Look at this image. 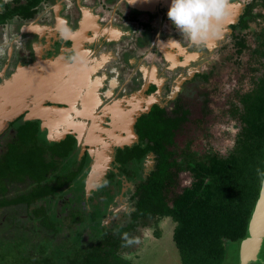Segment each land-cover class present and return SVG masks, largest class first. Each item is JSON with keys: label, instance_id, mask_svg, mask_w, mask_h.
Masks as SVG:
<instances>
[{"label": "flooded vegetation", "instance_id": "flooded-vegetation-1", "mask_svg": "<svg viewBox=\"0 0 264 264\" xmlns=\"http://www.w3.org/2000/svg\"><path fill=\"white\" fill-rule=\"evenodd\" d=\"M170 2L141 10L127 0H0V105L6 110L0 114V244L33 230L37 244L48 238L63 251L73 230L88 240L95 212L105 213L100 223L109 229L131 219L136 187L156 166L153 154L141 162L128 158L143 146L138 120L160 109L179 120L175 135L188 123L185 96L231 53L237 55L238 42L247 45L243 25L248 27L256 0H228L226 28L203 48L171 24ZM61 22L70 29L67 37L59 31ZM61 66L64 72L51 81L46 68ZM81 70L86 80L78 77ZM28 73L33 83L2 91L5 81ZM54 81L59 91L72 93L41 92H52L54 84H48ZM80 83L78 92L68 86ZM63 120L68 124L61 126ZM31 161L37 164L33 173ZM143 228L136 236L150 238Z\"/></svg>", "mask_w": 264, "mask_h": 264}, {"label": "trees", "instance_id": "trees-1", "mask_svg": "<svg viewBox=\"0 0 264 264\" xmlns=\"http://www.w3.org/2000/svg\"><path fill=\"white\" fill-rule=\"evenodd\" d=\"M244 43L238 42L237 54L245 49ZM259 54L264 58V42ZM238 99L240 105L235 104L231 114L238 117L241 129L226 156L209 152L198 156L189 143L178 153L173 138L179 120L158 109L138 120L143 146L128 155L138 162L147 154L156 156L154 171L136 187L135 211L129 221L109 229L100 223L105 213L95 212L89 216V234L84 235L88 240L81 239L82 230H73V240L64 238L63 251L48 238L44 245L37 244L32 238L37 231L30 230L13 244H0V264H134V252L128 250L137 229L152 225L157 229L163 218L173 224L172 240L181 264H222L229 242L237 244L239 254L264 177L258 173L264 172V75ZM179 119L183 121L184 116ZM35 165L29 162V172ZM50 167L46 166V172ZM179 173H188L191 184L175 194ZM83 217L79 215L78 221ZM155 235L159 237L158 232Z\"/></svg>", "mask_w": 264, "mask_h": 264}, {"label": "rangeland", "instance_id": "rangeland-1", "mask_svg": "<svg viewBox=\"0 0 264 264\" xmlns=\"http://www.w3.org/2000/svg\"><path fill=\"white\" fill-rule=\"evenodd\" d=\"M243 34L247 41L243 53H231L207 82L202 81L200 88H194L185 96L189 117L188 123L175 135V149L178 151L189 143L191 151L198 156L209 152L224 157L233 148L241 123L237 116H232L227 111L231 103L240 105L239 96L251 91L255 87V81L264 75V58L259 54L264 42V0H256L248 27L244 28ZM82 84L68 86L78 92ZM66 124L68 123L63 120L61 126ZM178 184L176 191L189 187L190 175L181 174ZM176 191L175 194L179 193ZM121 220V216H117L115 221L120 223ZM158 225L156 230L154 226L143 228L144 233H150L148 239H144L145 236H135V243L128 250L134 252L132 263L181 264L172 240L173 224L161 220ZM157 232L159 237L155 235ZM69 238L73 239L71 236ZM140 238L144 240L142 243ZM237 249V244L227 243L222 264H238ZM259 255V259H264V243Z\"/></svg>", "mask_w": 264, "mask_h": 264}, {"label": "clouds", "instance_id": "clouds-1", "mask_svg": "<svg viewBox=\"0 0 264 264\" xmlns=\"http://www.w3.org/2000/svg\"><path fill=\"white\" fill-rule=\"evenodd\" d=\"M227 16L228 0H171L167 12L174 28L196 48L208 47L211 41L220 38ZM59 31L64 37L70 35L63 22ZM258 173L264 176V172Z\"/></svg>", "mask_w": 264, "mask_h": 264}, {"label": "water", "instance_id": "water-1", "mask_svg": "<svg viewBox=\"0 0 264 264\" xmlns=\"http://www.w3.org/2000/svg\"><path fill=\"white\" fill-rule=\"evenodd\" d=\"M129 4L137 9L141 10H153L155 6L157 7L162 0H154L153 2L145 0H127ZM166 0H163V5H165ZM236 10L239 11L242 8V5H236ZM236 11V12H237ZM235 12V13H236ZM237 18V16H233ZM227 22L224 21L222 27L226 28ZM219 39H216L218 41ZM211 42H214L211 41ZM18 77V76H17ZM15 77L13 80L5 81L2 85V91L8 90L12 84L17 80ZM42 93L49 95V92L46 90H41ZM43 102H41L42 104ZM7 104L5 105V107ZM5 111V108L0 105V114L2 111ZM4 119H8L6 115H2ZM96 175V174H95ZM98 177V176H97ZM264 181V177L263 180ZM264 243V183L261 184L260 193L258 200L255 204L252 216L248 225V237L241 241L239 246V264H251L259 260V254Z\"/></svg>", "mask_w": 264, "mask_h": 264}, {"label": "crops", "instance_id": "crops-1", "mask_svg": "<svg viewBox=\"0 0 264 264\" xmlns=\"http://www.w3.org/2000/svg\"><path fill=\"white\" fill-rule=\"evenodd\" d=\"M60 71H61V73H62V71L64 72V67L61 66L59 69H55L54 67H48V68H46L45 73H46V76L50 75L48 77L52 76L51 77V81H52L54 78L60 76V74H58ZM78 77L86 80V78L88 77V73H86L85 70H81V72L78 74ZM31 78H32L31 74H29V73H28V75L24 76L23 79H22V75L21 76L19 75L17 77V80L14 82V84H16L15 86L19 87L23 83H28V84L33 83V80H31ZM52 84H54V87H53L52 92L49 93V96H54V95L57 96L58 95V96H62L63 97V96H67V95L72 93V90L68 91V93L67 92H63V89H62V91L61 90L59 91V89L57 88L58 83L55 82V81L54 82H49L48 85L51 86ZM48 85H46V86H48Z\"/></svg>", "mask_w": 264, "mask_h": 264}]
</instances>
